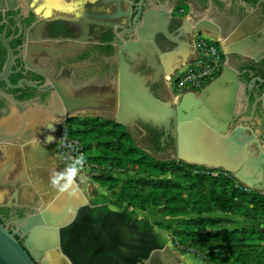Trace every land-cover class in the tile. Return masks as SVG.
Wrapping results in <instances>:
<instances>
[{
    "label": "flooded vegetation",
    "instance_id": "flooded-vegetation-1",
    "mask_svg": "<svg viewBox=\"0 0 264 264\" xmlns=\"http://www.w3.org/2000/svg\"><path fill=\"white\" fill-rule=\"evenodd\" d=\"M204 19L219 27L221 39L211 36L210 42L222 55L221 70L227 63L246 91L241 99L245 107L233 116L229 130L240 122L262 145L264 83L256 80L250 92L248 88L252 79L264 80V0H0V168L9 167L5 180L12 183L4 186L26 184L27 179L32 183V174L20 179L27 164L32 172L44 164L58 171L61 180L53 176L45 188L50 195L71 178L75 169L57 155L60 127L71 117L60 120L54 107L62 100L61 91L83 98L113 89L121 55L151 77L150 89L160 100L174 105L187 91L198 94L206 84L179 95L170 77L193 58L196 37L206 34L197 29ZM80 113L111 117L103 107H85ZM127 131L150 155V150L174 155L164 127L138 123V135ZM13 134L14 139L3 138ZM29 141L36 143L26 147ZM6 188L0 190V219L13 232L33 208L23 197L21 204L3 206ZM147 261L180 264L161 250Z\"/></svg>",
    "mask_w": 264,
    "mask_h": 264
},
{
    "label": "water",
    "instance_id": "water-1",
    "mask_svg": "<svg viewBox=\"0 0 264 264\" xmlns=\"http://www.w3.org/2000/svg\"><path fill=\"white\" fill-rule=\"evenodd\" d=\"M145 22L150 23L149 18ZM197 29L221 39L219 27L208 19L201 21ZM135 47L141 48V45L133 43ZM224 53L228 55L229 51L225 49ZM136 66L137 63L129 64L121 55L115 87L101 95L92 93L83 98L73 95L69 98L61 91L62 100L54 107L58 108L60 120L79 116L85 107L94 106L105 108L115 123L133 132L138 123L164 127L172 140L177 160L223 170L247 189L264 193V142L260 145L257 134L240 122L229 130L233 116L240 115L245 107V101L242 104L241 99L246 91L237 73L227 63L198 94L187 91L174 105L154 95L149 86L151 77L137 71ZM256 80L264 83V80L252 79L249 92ZM262 100L264 107V92ZM16 137L13 134L3 138ZM34 143L29 141L26 147ZM8 170V166L0 168L1 191L6 188L4 185L12 184L5 180ZM31 174L32 166L27 164L20 179L25 180ZM26 181V184L12 188L8 186L4 193L3 206L21 204L19 198L23 197L28 199L33 212L19 221L13 232L0 219V264H73L62 250L61 230L70 225L79 209L88 203L84 190L75 183L72 175L52 195L34 180L30 184ZM18 237L24 238V242L21 243ZM159 252L154 250L151 256Z\"/></svg>",
    "mask_w": 264,
    "mask_h": 264
},
{
    "label": "trees",
    "instance_id": "trees-1",
    "mask_svg": "<svg viewBox=\"0 0 264 264\" xmlns=\"http://www.w3.org/2000/svg\"><path fill=\"white\" fill-rule=\"evenodd\" d=\"M66 123L69 134L82 142L84 160L106 170L93 180L107 190L114 205L161 207L163 216L183 218L177 228L159 226L171 232L175 246L183 252L192 249L195 259L204 264H264V230L231 229L235 223L231 219L211 216L264 218V194L246 189L222 170L212 175L213 169L179 160L158 161L113 120L72 117ZM133 169H142L146 175L116 176Z\"/></svg>",
    "mask_w": 264,
    "mask_h": 264
},
{
    "label": "rangeland",
    "instance_id": "rangeland-1",
    "mask_svg": "<svg viewBox=\"0 0 264 264\" xmlns=\"http://www.w3.org/2000/svg\"><path fill=\"white\" fill-rule=\"evenodd\" d=\"M73 118L90 120L97 117L79 115ZM108 120H112L111 117ZM62 126L68 128L66 122L62 123ZM138 134L136 132V135ZM73 138L83 146L79 139ZM134 142L137 146H142L140 141L134 140ZM57 144V155L62 160L63 165L81 173L83 181L77 180L76 183L84 190L88 200V203L79 209L75 220L61 230V247L67 256L70 254L73 256L71 258L73 264H144L154 250L167 253L180 264H204L195 259L192 249L183 252L181 247L175 246L171 241V232L159 226L171 225L173 228H177L178 222L183 218L163 216L160 213L161 207L151 206L147 209H139L127 207L125 203H122L121 206L114 205L107 190L93 180L94 176L102 175L106 170L90 160L88 163L84 160L87 166L81 170L78 169L70 161L68 153L63 150L60 140ZM150 153L158 161L177 160L173 154L163 157L153 150H150ZM139 175H146V172L142 169H133L126 175L116 173V176L121 177L120 179ZM84 185L86 188L83 187ZM260 193L264 194L263 192ZM211 216L231 219L235 222L230 227L231 229L255 228L264 230V218L248 220L230 213H214ZM68 244L71 248L67 250Z\"/></svg>",
    "mask_w": 264,
    "mask_h": 264
},
{
    "label": "built area",
    "instance_id": "built-area-1",
    "mask_svg": "<svg viewBox=\"0 0 264 264\" xmlns=\"http://www.w3.org/2000/svg\"><path fill=\"white\" fill-rule=\"evenodd\" d=\"M210 41L211 36L207 34L196 37L193 56L195 58L188 60L187 63L183 65V68L179 69L170 77L175 87L178 89L179 95H181L186 88L194 89L205 85V81L213 79L220 73L222 55L218 48ZM59 140L63 146V150L68 153L70 161L78 169L81 170L87 166V163L83 159V147L69 134L68 128L62 125L59 132ZM205 169L209 168L205 167ZM219 170L220 169H213L212 175H217ZM223 172L227 176L233 177L230 173Z\"/></svg>",
    "mask_w": 264,
    "mask_h": 264
},
{
    "label": "bare ground",
    "instance_id": "bare-ground-1",
    "mask_svg": "<svg viewBox=\"0 0 264 264\" xmlns=\"http://www.w3.org/2000/svg\"><path fill=\"white\" fill-rule=\"evenodd\" d=\"M41 156H43V155H41ZM44 156H45V154H44ZM46 160L47 159L45 158V162H46ZM34 168H33V172H32V176L34 177V181H35V183H37V185L43 186V188H47L48 187V185L51 182L50 179L53 176L57 177V178L59 177L60 180H61V177H60L59 173H58L59 176L57 174L55 175V173H57L58 171L54 167H52V165H45L44 164V165H42L41 167H39L37 169H34ZM71 171H72L71 175H72L75 183H76L77 180L83 181V179L81 178L82 177L81 173L78 170H71ZM61 183H63V182H60L59 184H61ZM83 187L86 188L85 185Z\"/></svg>",
    "mask_w": 264,
    "mask_h": 264
}]
</instances>
